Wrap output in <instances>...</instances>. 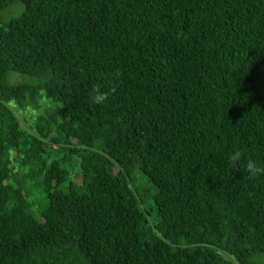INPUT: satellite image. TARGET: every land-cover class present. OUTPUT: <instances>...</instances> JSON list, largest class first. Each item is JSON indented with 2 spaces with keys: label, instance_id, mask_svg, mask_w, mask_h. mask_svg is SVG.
Listing matches in <instances>:
<instances>
[{
  "label": "trees",
  "instance_id": "obj_1",
  "mask_svg": "<svg viewBox=\"0 0 264 264\" xmlns=\"http://www.w3.org/2000/svg\"><path fill=\"white\" fill-rule=\"evenodd\" d=\"M18 4L0 23V264H264V174L246 170L264 168V0H0V17ZM41 98L24 129L8 104Z\"/></svg>",
  "mask_w": 264,
  "mask_h": 264
},
{
  "label": "rangeland",
  "instance_id": "obj_2",
  "mask_svg": "<svg viewBox=\"0 0 264 264\" xmlns=\"http://www.w3.org/2000/svg\"><path fill=\"white\" fill-rule=\"evenodd\" d=\"M22 13V7L18 4L7 10H5L0 17V23H7L9 20L19 16ZM7 82L9 85H35L37 81L30 76H23L16 73L8 75ZM9 109L13 112L15 117L20 121L21 126L29 130L35 121V119L43 114L46 110L52 109L53 105L45 98H41L39 101V107L37 109L28 108L26 110H20L15 107L13 103L8 104ZM113 172L117 174V171L113 169ZM28 178L27 175H22L20 179ZM72 181L76 184L84 187L89 183V179L82 177L78 171H74L71 177ZM27 188L31 191V197L29 198L30 212L34 216H38L41 209L45 206L46 199L42 190V185L35 181H27Z\"/></svg>",
  "mask_w": 264,
  "mask_h": 264
},
{
  "label": "clouds",
  "instance_id": "obj_3",
  "mask_svg": "<svg viewBox=\"0 0 264 264\" xmlns=\"http://www.w3.org/2000/svg\"><path fill=\"white\" fill-rule=\"evenodd\" d=\"M93 92L95 95L93 96V101L96 103L103 102L107 99V93H102L99 91L98 88H94ZM242 157V153L240 151H235L230 157H229V163L232 167H236L237 163L240 161ZM246 170L250 173L251 176H256L257 174H264V168L257 167L252 161H248Z\"/></svg>",
  "mask_w": 264,
  "mask_h": 264
}]
</instances>
